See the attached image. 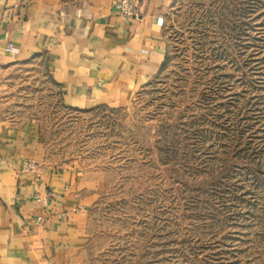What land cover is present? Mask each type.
<instances>
[{
    "label": "rangeland",
    "instance_id": "1",
    "mask_svg": "<svg viewBox=\"0 0 264 264\" xmlns=\"http://www.w3.org/2000/svg\"><path fill=\"white\" fill-rule=\"evenodd\" d=\"M165 27L128 104L67 107L38 59L6 72L0 117L95 183L86 264H264V0H173Z\"/></svg>",
    "mask_w": 264,
    "mask_h": 264
},
{
    "label": "crops",
    "instance_id": "2",
    "mask_svg": "<svg viewBox=\"0 0 264 264\" xmlns=\"http://www.w3.org/2000/svg\"><path fill=\"white\" fill-rule=\"evenodd\" d=\"M116 2L0 0V94L9 68L41 59L67 107L128 104L166 59L173 0L142 1L137 19ZM37 132L0 117V264H86L95 183L43 165Z\"/></svg>",
    "mask_w": 264,
    "mask_h": 264
},
{
    "label": "built area",
    "instance_id": "3",
    "mask_svg": "<svg viewBox=\"0 0 264 264\" xmlns=\"http://www.w3.org/2000/svg\"><path fill=\"white\" fill-rule=\"evenodd\" d=\"M114 7L120 15H122L126 18L137 19L141 15V12H140L139 8L137 7V5L133 4L132 2L128 3L127 0H118V2L115 3ZM12 51H13V45H12V43H8L5 46V52L11 53ZM26 167L27 168L32 167V163H27ZM43 201L46 202V199H44ZM61 214H63V213H61Z\"/></svg>",
    "mask_w": 264,
    "mask_h": 264
}]
</instances>
